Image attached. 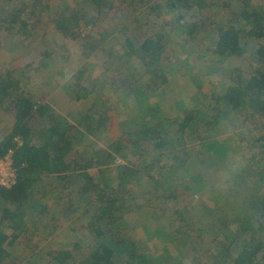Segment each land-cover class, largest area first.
I'll return each instance as SVG.
<instances>
[{
  "label": "rangeland",
  "instance_id": "374dc122",
  "mask_svg": "<svg viewBox=\"0 0 264 264\" xmlns=\"http://www.w3.org/2000/svg\"><path fill=\"white\" fill-rule=\"evenodd\" d=\"M214 1L217 0H203L206 6L204 10L199 9V14L202 12L201 14L206 17L208 23L206 27L199 31L195 38L180 34V32L170 34L172 36L171 44L167 47V50L165 49L164 53L149 57L145 64L142 60L133 57L118 74L115 73L114 69L106 70V67L110 64H112V67H114V64L119 65L118 58L114 61H110V59L101 60L104 52L98 51L99 41L88 37L98 17L94 4L82 1L73 5L75 6V11L79 13L84 22L83 28L80 30L82 39L78 43L69 41L62 48L49 47L48 54L53 57V65L51 69L45 71L37 67L38 58L44 47L32 50V45L44 36L48 41L53 42L55 40L51 30H46L49 27L47 22L54 18L51 22L56 24L55 20L64 9V1L0 0V13L6 17V19L1 20L0 27L3 26L2 29H4L8 26L4 23L7 19L15 20L11 33H7V29L0 31V70L6 75L9 71H12L11 77L13 79H11L13 81L19 80L23 86L26 84L31 86L34 92L32 94L27 92L22 95L25 98L32 96L34 101L32 110L26 111L29 115L37 114L39 112L38 108L48 103L56 112L57 122L60 125L75 126L79 124L81 119L79 114L80 105L75 99L71 98L70 89L66 84H72L73 79L70 78L74 74L77 76V71L82 66V61L78 60L79 54H82L84 58H88L91 54L96 53V66L89 73L90 83L97 87L96 91L91 94L95 100L93 109L99 116L104 114L110 118L107 128L110 136L115 138L121 134L124 128L121 120L124 117L123 112L125 110L140 105L141 115L144 114L148 117L146 123L140 127V139H138L139 135H130L132 153L127 156L118 155L122 159L121 162H113L107 171L110 176L111 173L115 176L119 172L124 173L128 169L127 172L131 173L129 177L133 178V174H136L134 180L137 182L131 183L134 189L138 188L139 190L144 187L147 177L148 181L149 178L153 177V187L148 188V190L157 189L159 193L146 192L144 193L145 198L140 200L139 197H135V191L122 190L125 197L120 199L118 204L123 210L121 212L119 208L113 209L112 214H114V217L111 219V223L108 220H101L100 223H97L96 226L101 228L99 237L95 231L91 232L88 229V216H86L85 222L80 225L81 228L77 226L74 231L70 230L69 226L73 225V222L77 223V220L78 222L80 221V213L83 210L79 200H76L73 204L74 208H69V210L64 208V212L62 211V214L58 216V221L55 225L59 227L58 230L65 229L67 233L63 243L53 242L56 243L54 247L61 244L62 246L60 247L62 248L73 249L75 247L74 244L78 243L81 251L78 252L77 249L74 253L82 255V258L90 253L89 245L98 238L112 246L114 261L112 260L111 264H177L181 260L180 255L187 253L188 247H186V243L188 238H190L189 229H194L192 227L194 222L196 224L194 226H199V219L193 217V213L203 210V204L198 203L197 208L195 210L190 209L188 214L187 207L183 206L182 198H185L184 194L178 191L177 194L180 196L177 197L173 193L176 185L186 189V200L190 198L189 195L197 193L192 188L196 183L197 176L190 175V170L183 168L182 163L188 162L191 159V154H194L202 165H208L207 163H211V157L216 152L224 157V161L226 156L235 149L240 154H243V157L239 158V164L241 162V166H246L252 162L248 158H252L255 154L257 156L261 155V151L264 149L249 142V132L255 131V123L260 118L247 109L231 112L226 107L224 108L220 98L231 82L229 76L231 69L239 66L243 69L250 68L249 54L264 46V35L253 39L249 48L245 49L244 56L222 57L212 54L213 44L229 22L226 18H224V21L220 19V16H222L220 0H218L217 5L212 6ZM250 7H254L259 13L256 22L264 29V0L253 2ZM16 8L22 11V15L19 18L13 11ZM24 12L29 13L26 21L22 20L25 16ZM170 12L172 15L175 13L173 9ZM228 16L231 17L232 15ZM7 22L11 25L10 21ZM23 22L28 25L24 24L20 30L31 31L30 37L23 35V38H21L29 48V51L26 52L18 49L16 44L20 40V36L16 32L20 31L18 26ZM124 40L123 37L117 38L112 35L107 39L106 47L110 45L121 46ZM62 44L63 41L57 39L56 45ZM185 52H188L189 56ZM58 53L61 56H57ZM40 63L47 64V60L42 59ZM261 65H264V63L261 62ZM17 67L22 71H16ZM154 69L159 70L160 73H166L168 78L172 77V86L169 87L165 84L160 87L152 84L149 79L153 78L152 72ZM181 77L183 78L180 79ZM183 81L188 84L183 92L185 95L177 92L181 90L180 82ZM189 87L192 88L191 92ZM9 91L11 95L14 94V89L10 88ZM169 93H172L174 98L170 99V96L165 104L158 103L159 100L167 99ZM0 96L7 99V101L3 99L0 102V124L4 125L10 122L12 130L16 133L15 131L27 116L15 121V110L13 105L9 103L10 95L5 96L0 93ZM190 98L193 102L188 104V99ZM185 100L187 103H185ZM206 107L215 110L218 118L217 122L214 121L215 123H212L210 121L213 113L205 109ZM186 109L191 113L193 112L194 120L187 129L180 131L181 136H177L175 131L178 129L172 123L176 118H182L178 114L186 113ZM153 117L156 120H152ZM157 120L164 123L160 122L161 124H157ZM228 122H234L240 126L234 130L228 129L225 131L228 127ZM143 132L151 134L145 136ZM4 135L0 127V140ZM87 140L90 144L95 142V139L91 136H87ZM162 144L163 146H161ZM108 149L113 150L112 148ZM256 161L258 162V160ZM200 163L199 166H201ZM224 164L225 162H222L223 166ZM255 166H262L261 170L264 171V160L255 164ZM229 169L234 171L235 167L230 165ZM222 170L224 168L218 170V175L226 180L228 177L226 171L228 170L220 172ZM89 172L90 176L94 177L100 185H109V178L105 169L94 168ZM140 172L141 177L139 178ZM213 179L217 180L215 176ZM202 180L206 185L212 183L209 177H202ZM255 180L254 177H250L247 179V184L253 187ZM118 186L120 187L117 184V187L112 185L107 188L110 189L112 187L109 190V194L114 198L117 196V191H120ZM224 186L225 182L223 181L220 187ZM78 187L77 179H75L74 186H72V183L71 185H65L64 203L67 202L68 198H77V195L78 197L87 196L82 192L79 194L77 192ZM187 187H190V189H187ZM261 191L264 194V184L261 187ZM157 200L160 201L157 202ZM140 205L143 206L141 210ZM255 210L257 211L256 208ZM120 212L122 216L116 219L115 216ZM183 212L188 224L180 219V214ZM262 212L263 205L255 213L249 211L253 216L258 215V218L263 216ZM154 213H156V228L154 230L151 228L153 222L141 223L142 226H140V222L147 220ZM205 213L207 215L206 220L212 218L213 213L211 214L209 211ZM219 216L225 220L228 219L226 214L221 213ZM169 217H172V220ZM28 221L32 222V218L29 217ZM173 221L180 222V226H172ZM66 225L67 227H64ZM224 233L229 235L228 231ZM40 234L39 232H29L27 234L28 240H20L15 246L6 243L5 247L10 254L2 264H48L49 258L46 259L45 255L53 247H47L45 245L46 242L43 244L42 241H39ZM85 236H88L89 239ZM257 260L258 262L261 260L264 262L262 252L257 255Z\"/></svg>",
  "mask_w": 264,
  "mask_h": 264
},
{
  "label": "trees",
  "instance_id": "16d2710c",
  "mask_svg": "<svg viewBox=\"0 0 264 264\" xmlns=\"http://www.w3.org/2000/svg\"><path fill=\"white\" fill-rule=\"evenodd\" d=\"M38 1L41 2V0ZM63 1L65 6L60 12L59 17L55 20L57 25L51 22L54 18L47 22V24L49 23V27L46 30H51L55 36V40H53L55 44L52 41H48L44 36L32 45V50L44 47L38 58L37 67L45 71L51 69L53 65V57L48 54L49 47L62 48L69 41L78 43L82 39L80 30L83 28L84 22L79 13L75 11V6H73L78 2L87 1L94 4L98 17L88 37L99 41V47H95H98V51L104 52V54L102 53V59L100 58L101 60L110 59V61H114L118 58L119 65L114 64V67H112V64H110L106 67L107 71L114 69L115 73L118 74L133 57L142 60L145 64L149 57H155L154 55L164 53L165 49L167 50V47L171 44L170 40H172V36L170 34L180 32V34L195 38L199 31L207 26L206 19L201 14L202 12L199 14V9L204 10L206 6L202 3V0H155L153 2L152 0ZM170 7L175 11L173 15L170 12L172 9ZM13 11L18 18L21 17V9L16 8ZM140 12L142 15H147L146 21L144 20V16L140 17ZM24 14L25 16L22 20L26 21L29 13L24 12ZM258 17L259 13L256 9L249 7V2H246L245 9L242 10L241 15H235L233 20L229 21L227 26L222 29L221 35L211 49L212 54L222 57L244 56L245 49L249 48L253 39L264 35L263 27L256 22ZM3 19H6V17L0 13V26ZM7 21H10L11 25ZM14 21L7 19L4 23L8 26L4 29H2L3 26L0 27V31L7 29V33H11ZM24 24L26 25V22L19 24L18 29H22ZM16 33L20 36V40L16 42L17 48L25 52L29 51V48L21 38H23V35L30 37L31 31H25L24 29ZM112 35L125 39L121 43V46L110 45L106 47V41ZM57 39H61L63 44L56 45ZM185 53L189 56L188 52ZM95 54H91L86 58L87 60H84L85 58L82 57V54H79L78 60L82 61V66L79 67L77 76L74 74L70 78L73 79L72 84H66L70 89L71 98L73 97L80 105V110H78L81 115L79 124L73 126L69 132L58 126L55 119L56 112L48 103L38 108L39 112L37 114L29 115L26 111L32 110L34 101L32 96L25 98L22 95L27 92L32 94L34 91L31 86L28 84L23 86L19 80L13 81L11 77L12 71H9L6 75L0 70V93L5 96L10 95L9 103L13 105V109L15 110V121L27 116L15 131L16 133L12 130L10 122L4 125L0 124L3 134H5L0 140V154H4L9 148H14V164L18 169L17 184L11 189L0 187V205H3L4 200L7 204L15 202L24 204L28 201L29 192H32L36 180L43 178L42 175L50 171L57 170L59 163L62 165V168L64 165L66 167L67 164L65 162L67 160L70 161L72 159L73 161L70 163H74L75 167H80L82 170L87 167L106 166L113 163L114 155L106 149L107 147L105 148L99 143L90 144L87 140V134L98 139L102 138L107 126L106 117L104 115L98 116L91 110V106L93 107L95 103L91 94L96 91L97 87L90 83L89 73L91 66L96 64L97 61ZM57 56H61V54L58 53ZM42 59L47 60V64H41L40 60ZM188 59L190 60V58ZM249 60V69L248 67L243 69L241 66L231 69L229 73L231 82L220 100L222 99L224 108L226 107L231 112L247 109L260 118L255 123V131L249 132V142L259 145L264 149V65H261V62L264 63V46L257 48L254 52L252 51L249 54ZM19 70L22 71L17 67L16 71ZM152 77L149 81L156 86L161 87L166 84L171 87L173 84V78H168L166 73H160L159 70L154 69ZM180 85L181 90L177 92L183 93L188 84L186 81H183L180 82ZM10 88L14 89L13 95L10 94ZM191 89L189 87L190 92ZM172 93H169L168 97L174 98ZM3 99L7 101L5 97L2 96L1 98L0 96V102ZM165 102H167V99L158 101V103L164 104ZM192 102L191 98L188 99V104ZM185 103H187L186 100ZM205 109L213 113L210 121L212 123L214 121L217 122L218 118L215 110L208 107ZM123 115L121 123L124 124V133L135 131L134 133L139 135L138 139H140V127L148 120L146 115H141L140 105L125 110ZM178 116L182 118H176L172 124L178 129L175 131V135L181 136L180 131L187 129L191 125L194 116L193 112L191 113L187 109L186 113L178 114ZM152 120L156 119L153 117ZM156 122L157 124H161L160 122L162 121L157 120ZM238 126L240 125H237V123L228 122V127L225 131L228 129L234 130ZM143 133L145 136L149 134L148 132ZM16 135L22 140V145H17L14 141ZM127 135L124 134L117 141L114 140L115 143L120 142L117 146L113 145L116 153L124 155V152L127 151L128 147L124 143ZM57 153H59V156L56 158ZM241 157H243V154L234 149L223 161L224 157L216 152L211 157V163H207L208 165L204 166L203 173L212 182L208 187L207 197L209 204L206 203L204 207L209 213H213L212 218L206 220L207 215H205L204 211L193 213V217L199 219V226H194L196 225L194 222L192 226L194 229H189L190 238H188L186 243V247H188L187 253L180 255L181 260L177 264H264L262 260L259 262L257 260V255L260 252H262V258H264V194L261 191V187L264 184V171L261 170L262 166H255V164L264 160V150L261 151V155L259 154V156L257 154L253 155V159L251 157L248 158L252 161V164L249 163L246 166H241V162L239 164L238 161ZM222 162H225L227 165L224 164L223 166ZM230 165L235 167L234 171L229 169ZM222 168L224 170L220 172L228 170L226 171L228 173L226 180L218 175V170ZM30 174L34 175V178H31ZM214 176L217 178L216 181L213 179ZM250 177L256 179L253 187L247 184V179ZM152 178H149V185L151 187H153ZM223 181L225 182V186L220 187ZM92 184L88 181L87 183H83L80 188V191L87 196H80L77 199L83 208L80 213L79 224L82 225L85 222L86 216H88V229L91 232L95 231L97 236H99L100 230L96 226V223L104 219L105 214L108 212L107 207L109 209L113 207L116 200L112 199L111 196L106 197L102 188ZM127 188L129 192L135 191V197L140 198V190L134 189L132 183ZM94 189H96L95 192ZM178 191L184 194L186 189L176 185L173 193L177 197L180 196L177 194ZM94 193L96 194L94 195ZM202 196L197 193L187 200L182 198L183 206L187 207L188 214L190 209L195 210L197 208V204ZM262 205L263 216L261 218H258V215L253 216L249 213V211L253 213L257 212L258 208ZM17 206L21 207L22 205ZM4 209L0 206V222L8 219L10 224L21 228L23 216L15 212L11 213L6 207ZM221 213L226 214L228 219L221 218L219 216ZM180 219L188 224L184 212L180 214ZM173 225L179 227L180 222L173 221ZM2 228L0 225L1 264L10 254L4 245L8 239V235L2 231ZM19 230L11 233L10 245L20 238L21 235L27 233L23 232V229ZM227 231L229 235L228 233H224ZM47 255L49 257L48 264H66V260H71L70 263L72 264H111L114 251L102 240L96 238L90 254L79 263L74 261L69 250H50Z\"/></svg>",
  "mask_w": 264,
  "mask_h": 264
},
{
  "label": "crops",
  "instance_id": "0c3cea01",
  "mask_svg": "<svg viewBox=\"0 0 264 264\" xmlns=\"http://www.w3.org/2000/svg\"><path fill=\"white\" fill-rule=\"evenodd\" d=\"M153 1H155V0H152V2ZM166 1H168V0H166ZM256 1L257 0H220L221 14H222V16H220L221 17L220 19L222 21H224V18H226L227 21H231V20H233L235 15H239V16L241 15L242 10L245 9L246 2L247 3L249 2V7H250V5H252V3L256 2ZM202 3H203V0H202ZM217 4H218V0L212 2V6H215ZM170 8H172V7H170ZM228 15H232V16L229 17ZM141 16H144L145 21L147 20V17H146L147 15L146 16L142 15L140 12V17ZM203 18L206 19V17H204V16H203ZM206 22L208 23V21H206ZM84 60H87V59L85 58ZM95 66H96V64L91 66L90 73L92 72L91 70H94ZM168 98L169 97H167V101L169 100ZM72 99L74 100L73 97H72ZM170 99H172V98H170ZM91 110L96 115H98L94 111L92 106H91ZM101 115H104V114H101ZM104 116L107 119V126H106V130H104L105 133L102 135V138L98 139V138H95V137L88 135V134H87V136H91V137H93V139H95V142H93V143H99L103 147H105V148L107 147L106 149L114 155V161L113 162L116 163V158L118 157V155H122V154H118L115 152L114 146H112V144H115L117 146L120 142L115 143L114 140L117 141L119 138H122L124 136V134H128V135H130V134L131 135H134V134L137 135V134L134 133L135 131H127L126 133H124V131L122 130L121 134L119 136H117L115 138L111 137L109 131L107 130L108 121L110 118L107 117L106 115H104ZM55 119L57 122V117H55ZM57 124L60 128L64 129L65 131H68V132L74 126V125L69 126L68 124H66V125L61 124L60 125L58 122H57ZM77 125H75V126H77ZM149 134H151V133H149ZM104 135H105V137H104ZM128 135L124 140V143L127 145L128 148H127V151L124 150L126 152H124V155H122V156L130 155L133 151L131 149L132 148L131 139H130V136H128ZM108 148H112L113 150H110ZM58 156H59V153L56 154V158ZM59 161H61V160H59ZM71 161H73V160L72 159L70 161L67 160V162H65V164H67V166L65 167V165H64L63 168H62V165L59 163L57 170L50 171V172L42 175L43 178L37 179L36 184L33 186L32 192H29L30 195H29L28 201H26L24 204L23 203L20 204L19 202H18L19 204L17 202L7 204V203H5V200L3 201L4 202L3 205H0L3 209L6 207V209H8V211H10L11 213L15 212V213H19L21 216H23V223H22L21 228L15 227L12 224H10V221L8 219L0 222L1 227H3L2 231L8 235V239L5 241L4 245H6V243L9 244L10 239H11V233L13 231L17 232V231H20L19 229H23V232H27V233L25 235L24 234L21 235L20 238L16 239L14 241V243L12 244L13 246H15L17 244V242L20 240L21 241H27L28 240L27 234H29V232H39V233L44 232V233L40 234L41 237L38 239L39 241H42L43 244L46 242L45 245L47 247L52 246L53 248L51 250H59V249L69 250L71 252L72 258L74 259V261L76 263H79L81 260H83L85 257H87L90 254L89 253L87 256L82 257V258H81L82 255H76L74 253V251H76L77 249H78V252L81 251V248H80L78 243L74 244L75 247L73 249L68 248V247L62 248V247H60V246H62L61 244H59V245L57 244L58 246L54 247V244H56V243H53V242L56 241V242L63 243L65 240V234L67 233V231L65 229L58 230L59 227L57 225H55V223H57V221H58V216L60 214H62V211L64 212V208H66L67 210H69V208H71V209L74 208L73 204L75 203L77 198H79L77 195V198L76 197H73L72 199L68 198L67 202L64 203V201H65L64 200L65 199L64 198L65 197V193H64L65 185L66 184L71 185V183H72V186H74L75 185V179H77V183L79 186L77 189V192L79 194L81 192L80 188H81L82 184L87 183L88 181H90L91 184L93 183V184L97 185L99 188H102L106 194V197L111 196L112 199L116 200V202H114L113 207H111L110 209H109V207H107L108 212L105 214L104 219H103V220H108L111 223V219L114 217V214H112L113 209H115V208L121 209L119 207L118 203L120 202V199L125 197L122 190L127 191L128 185H130L131 182L135 181L134 179L136 177V174H133V178H131V177H129V175H131V173L127 172L128 169H126L124 171V173L119 172L115 176H113L111 173V176H110L107 169H110V165L113 163H111L110 165H106V166L87 167V168L82 170V169H80V167H75L74 163H70ZM199 163H200V161L196 158V156L194 154H191V159L188 160V162H183L182 167L187 169V170H190V172H189L190 175L192 174V175L197 176L196 183L192 188H194V191H197V193L200 194V196L203 195L202 197H200V201L198 203L199 204L201 203V205L203 204V210L202 211L206 212L207 209L204 207V205L206 203L209 204L208 203V197H207L209 185H206L202 180V177H206V175H204V173H203V168L205 165H202L200 163L201 166H199ZM94 168L105 169V171L107 172L106 174L108 175V178H109V180H108L109 185L102 186L98 182H96L94 177L90 176L91 174H89L90 173L89 171L91 169H94ZM198 176H199V178H198ZM30 177L34 178V175H31ZM140 177H141V172H140L139 178ZM135 182H137V181H135ZM148 183H149V181H148V177H147L144 187L140 188V200L145 198L144 193H146V192L152 193V194H158L159 193V191L157 189L148 190V188L149 189L151 188V186L148 185ZM117 184H120V187H119L120 191H117V196L114 198L111 194H109V190L112 189V187L110 189H107V188L112 186V185L117 187ZM136 189L139 190L138 188H136ZM187 189H190V187H187ZM95 190L96 189H94V192H95ZM73 191H75V190L73 189ZM113 192H115V191H113ZM197 193H193V194L189 195V197H192ZM95 194L96 193H94V195ZM26 195H28V194H26ZM184 197H185L184 199L186 200L187 195H185V193H184ZM159 201L160 200H157V202H159ZM116 203H117V205H116ZM17 205H20V206L22 205L23 207L22 206L19 207ZM142 207L143 206L140 205V210ZM122 210L123 209H121V212H122ZM121 212L115 216L116 219H118L119 217L122 216ZM155 216H156V213L152 214L147 220L140 222V226H142L141 223L145 224L147 222H153L151 228H152V230H154L156 228ZM29 217L32 218V222L28 221ZM169 219L172 220V217H169ZM100 221L97 223H100ZM140 221H141V219H140ZM76 222L77 223L73 222L74 226L73 225L69 226L71 231H74L75 227H77V226H79V228H81L78 220ZM97 223H96V225H97ZM64 227H67V225ZM99 230H100V232H99V236H100L101 235V228H99ZM85 237L89 239L88 236H85ZM38 240H36V241H38ZM94 242H95V240H94ZM94 242H92V244L89 243L90 244L89 245L90 246V252L92 251V246L94 245ZM104 243L112 248V246L108 242H104ZM66 246H69V245H66ZM49 251H47V254H49ZM45 258L48 259L49 258L48 255H45ZM112 260L114 261V255L112 257ZM112 260H111V262H112ZM48 261H49V259H48ZM70 262H71V260H66V264H72Z\"/></svg>",
  "mask_w": 264,
  "mask_h": 264
},
{
  "label": "built area",
  "instance_id": "2783aa9c",
  "mask_svg": "<svg viewBox=\"0 0 264 264\" xmlns=\"http://www.w3.org/2000/svg\"><path fill=\"white\" fill-rule=\"evenodd\" d=\"M17 145H22L19 136L14 137ZM121 157L116 162H121ZM18 182V169L14 164V148H9L4 154H0V187L11 189Z\"/></svg>",
  "mask_w": 264,
  "mask_h": 264
}]
</instances>
